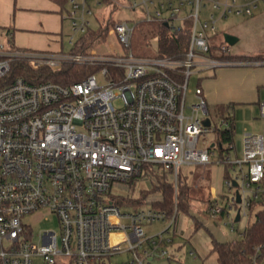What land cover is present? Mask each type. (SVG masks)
Instances as JSON below:
<instances>
[{"label": "built area", "instance_id": "obj_1", "mask_svg": "<svg viewBox=\"0 0 264 264\" xmlns=\"http://www.w3.org/2000/svg\"><path fill=\"white\" fill-rule=\"evenodd\" d=\"M261 7L264 0H69L70 52L15 50L0 43V264H103L123 253L129 254L123 264H184L170 236L172 223L146 234V225L173 218L165 209L124 210L105 197L111 183L130 182L149 167H160V176L168 175L167 167L174 170L177 212L180 166L224 165L234 174L224 178L228 195L210 192L202 212L226 217L232 230L249 212L257 219L264 208V132L245 133L239 155L234 139L221 136L234 130V121L225 116L215 123L200 87L195 103L188 105L187 97L194 66L242 63L230 59L227 42L221 51L229 59L206 57L212 49L207 34L217 32L221 19L253 17ZM95 8L129 10L136 17L132 24L101 13L94 22ZM141 23L172 32L187 28L188 48L159 56L154 38V57L135 56L132 40ZM100 28H108L104 40L79 52L82 38ZM15 61L34 69L58 71L70 64L118 75L107 84H99L95 72L68 85L33 84L8 79ZM259 109L264 119V101ZM42 210L57 217L59 230L36 236L23 218ZM251 264H264L261 247L254 248Z\"/></svg>", "mask_w": 264, "mask_h": 264}, {"label": "rangeland", "instance_id": "obj_2", "mask_svg": "<svg viewBox=\"0 0 264 264\" xmlns=\"http://www.w3.org/2000/svg\"><path fill=\"white\" fill-rule=\"evenodd\" d=\"M69 9V6L67 7ZM96 9V18L101 13L106 16H112L115 21H130L136 17L134 12L129 10L111 11L109 8ZM193 11V9L191 8ZM190 11V9H189ZM67 11L64 13L66 17ZM38 20L34 27L36 30L46 33L47 27ZM150 23H141L136 25V31L132 40L131 51L137 57H154L156 49L151 46V42L146 40L140 30L152 31L154 27L147 25ZM217 32L207 34L208 40L212 46L210 54H204L208 58L229 59L230 56L222 53L221 46L227 44L225 35L230 34L238 38V42L231 47L233 56L247 57L233 60L240 61L237 65L219 66V67H201L194 66L189 81V93L187 104L191 105L197 101L195 90L200 87L208 104L209 113L215 123L222 118L230 117L234 121V145L237 153L240 155L245 133L261 134L264 132V119L260 116L259 102L264 101V7L256 12L253 17L229 16L221 19L217 23ZM96 28V25L92 26ZM8 32L23 33L24 36L32 38L29 31L15 29L12 25L0 27V43L6 46L12 45L15 50H27L30 45L23 46L26 49L15 47L21 43L19 40L11 42V35ZM34 34V33H33ZM63 52L72 50L69 44L70 21L65 19L63 22ZM79 38V37H78ZM76 38V40L78 39ZM114 41L113 38L109 39ZM104 50V48L102 49ZM197 60V59H196ZM259 62V64L248 62ZM99 84H107L116 80L117 72L110 70V73L103 75L102 72H95ZM120 105L119 101L115 102ZM189 110L188 112H190ZM216 134H209L210 141L217 140ZM201 145V144H200ZM231 157L235 158V152H231ZM160 167H149L143 170L142 176L133 179L130 182H113L110 191L105 195L108 201H116L125 198L126 204H122L124 210L149 209L160 206L162 194L158 191L159 178L155 175ZM168 181L174 185L175 172L167 167ZM163 171V169L161 168ZM225 176L233 177V172L221 164L213 163L206 168L203 166L181 165L178 169L179 186L186 185L192 192V200L188 208H179L172 219L160 223H153L145 226L146 234L153 235L164 230L172 223L170 236L172 237L174 247L182 251L181 261L184 264H219L216 254L213 252L214 240L221 243L234 242L242 239L241 234L252 225L255 220V214L249 212V216L235 224V230H232L231 222L226 218L208 217L202 210L207 208L206 197L210 192H217L220 195H228L224 186ZM205 177V180L203 178ZM209 181V186L207 185ZM211 181V184H210ZM205 200V201H204ZM119 203V202H118ZM121 203V202H120ZM121 205V204H120ZM23 224L38 235L45 230H59L58 219L48 210H42L23 218ZM194 253V256L190 255ZM129 257V254L106 258L103 264H123ZM179 264V263H173Z\"/></svg>", "mask_w": 264, "mask_h": 264}, {"label": "trees", "instance_id": "obj_3", "mask_svg": "<svg viewBox=\"0 0 264 264\" xmlns=\"http://www.w3.org/2000/svg\"><path fill=\"white\" fill-rule=\"evenodd\" d=\"M60 7L61 13L68 11L69 0H51ZM154 27V30H140L143 37L149 42L158 38L159 56L173 55L184 52L188 48L190 34L188 29H182L178 32H172L160 24H147ZM108 28H100L96 31H90L81 40L82 48L79 52L87 53L92 48L102 42L106 36ZM12 42V40H11ZM151 44V43H150ZM231 58L240 59L247 57L231 56ZM95 72L93 67H80L76 65H64L60 70H51L50 68H32L27 61H15L12 64L9 80L17 77H23L26 81L33 84H39L45 81H53L63 85H68L80 81L83 77ZM235 131L233 129L225 131L221 136L224 141L230 142L234 139ZM158 191L162 194L160 207L167 211V216L172 218L175 213L174 185L168 181L166 176L158 177ZM192 192L186 185L179 187L177 198L178 209H187L192 200ZM119 202V203H118ZM121 202V203H120ZM118 204L127 203L125 198L117 200ZM261 247L264 253V208L258 213L256 221L250 225L242 239L234 242L221 243L214 240L213 252L217 256L219 264H251V257L255 247Z\"/></svg>", "mask_w": 264, "mask_h": 264}, {"label": "crops", "instance_id": "obj_4", "mask_svg": "<svg viewBox=\"0 0 264 264\" xmlns=\"http://www.w3.org/2000/svg\"><path fill=\"white\" fill-rule=\"evenodd\" d=\"M60 7L51 0H0V27L8 24L21 31H29L32 38L25 34L10 33L14 43L20 41L15 47L26 49L23 46L30 45L31 50L59 52L63 51V22L66 19L61 13ZM38 20L47 27L46 33L36 30ZM34 33V34H33ZM209 186V181L207 182ZM211 184V181H210ZM182 252V251H181Z\"/></svg>", "mask_w": 264, "mask_h": 264}, {"label": "water", "instance_id": "obj_5", "mask_svg": "<svg viewBox=\"0 0 264 264\" xmlns=\"http://www.w3.org/2000/svg\"><path fill=\"white\" fill-rule=\"evenodd\" d=\"M225 40L230 46H232V45H234V44H236L238 42V38L236 36H233V35H230V34L225 35ZM209 123H210V121H209V119H207L205 121V124L207 126H209ZM238 202H240V197L239 196H238ZM239 217H240V215L238 214L237 217H236V221H239Z\"/></svg>", "mask_w": 264, "mask_h": 264}]
</instances>
